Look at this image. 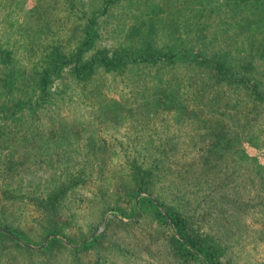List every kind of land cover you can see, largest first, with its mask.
<instances>
[{
  "label": "rangeland",
  "instance_id": "1",
  "mask_svg": "<svg viewBox=\"0 0 264 264\" xmlns=\"http://www.w3.org/2000/svg\"><path fill=\"white\" fill-rule=\"evenodd\" d=\"M237 1L0 0V264H264V100L213 65L264 87V1ZM88 23L86 57L191 55L40 85Z\"/></svg>",
  "mask_w": 264,
  "mask_h": 264
},
{
  "label": "trees",
  "instance_id": "2",
  "mask_svg": "<svg viewBox=\"0 0 264 264\" xmlns=\"http://www.w3.org/2000/svg\"><path fill=\"white\" fill-rule=\"evenodd\" d=\"M247 1L248 0H242V3L247 5ZM69 2L73 6L72 0H69ZM236 2L238 1L235 0V3ZM102 8H106V3L103 4ZM94 16L95 14L91 15L88 20L93 22ZM84 31L87 37L82 41L81 45L76 50L66 54L63 52L60 46L56 45L55 47H52L53 49L50 52H47L48 54H46L44 57V60L46 62L43 66V71L39 73L38 77L40 85L45 87L51 77V74L56 70L59 72L63 64L66 65L72 63L73 76L77 80H87L91 77L92 73L96 70L97 67H102L106 71H118L127 65L128 61H126L125 58L131 57V60H139V58L141 57V55H138L136 58H132L134 53L130 50L114 53L111 57L101 55L100 53H93L86 57L85 51L88 49V45L90 44L89 42H92L94 32L93 30H91L89 23L85 26ZM168 50L169 51L163 52L158 51L159 54L147 51L145 57L140 59L147 63L149 62V60H152V62L155 63L163 59L172 61V59L174 58L175 61V58L179 54L191 55V52L187 50ZM6 56L9 57V53H6ZM213 65L216 70L221 73V76L226 77L225 79L228 86H234L235 88H238L241 85L244 87V90L248 92V95L250 97L253 96L252 99L259 101L264 100L263 83L258 78L251 75L249 70L250 62H247L245 64L240 63L241 66L239 68L241 69H234L221 58H219L213 61ZM9 72L12 74L11 71ZM249 75H251V77ZM164 96H166V98L170 101L175 100L174 94L169 95L165 93ZM168 212L178 234H180L183 238H186L190 242V244L194 246V248L200 250L207 260H209L210 262H215L214 252L210 250V247L201 245L197 241L192 240L190 233L187 232L186 220L181 217V215L173 208L168 209Z\"/></svg>",
  "mask_w": 264,
  "mask_h": 264
}]
</instances>
